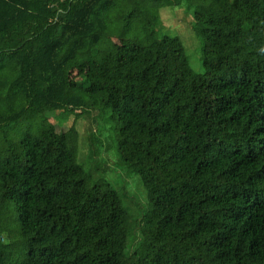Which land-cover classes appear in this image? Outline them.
<instances>
[{
    "label": "trees",
    "instance_id": "16d2710c",
    "mask_svg": "<svg viewBox=\"0 0 264 264\" xmlns=\"http://www.w3.org/2000/svg\"><path fill=\"white\" fill-rule=\"evenodd\" d=\"M174 5L202 72L159 33ZM86 112L111 125L80 158ZM4 224L0 264H264V0H0Z\"/></svg>",
    "mask_w": 264,
    "mask_h": 264
},
{
    "label": "rangeland",
    "instance_id": "374dc122",
    "mask_svg": "<svg viewBox=\"0 0 264 264\" xmlns=\"http://www.w3.org/2000/svg\"><path fill=\"white\" fill-rule=\"evenodd\" d=\"M182 6V5H181ZM160 21H161V28L163 31H160V34H168L171 36H179L182 41H186V43L189 45V47L186 45L185 41L183 42V45L185 47V52L188 56L189 64L191 68L195 72H202L203 68L200 64V47L201 43L196 47L197 42L194 40L192 33L189 31L188 26H189V21L191 20V14L185 12L184 13V7H179L178 5L174 6H163L158 9ZM158 33V34H159ZM128 40L124 38H119L117 36H107L105 38V44L109 47H114V46H119L126 44ZM200 42V41H199ZM85 68H74L71 69L70 71V78L71 79H82V76L84 74ZM81 78V79H80ZM107 115V114H106ZM97 116V115H96ZM96 116L92 112H86L80 115L79 117L70 115L67 117L63 118V121L61 123L63 128H66L70 124L73 125L78 132V156L80 158L84 157L86 155V152L88 150V146L90 145L91 140H95L97 138L102 141V145L106 147L107 144V136L105 133V130H102L100 134H98V127L103 128V126H108L111 125L110 121L108 118L104 119L99 117L96 119ZM49 121L51 123H54L55 127L58 129V124L56 123L57 121V116L56 113L51 112ZM31 122L33 121H28L24 120L18 123L17 125H14L10 128V135L12 141H17L19 138V135L25 131L27 128L32 126ZM99 123V125L97 124ZM92 141V142H93ZM101 146L102 149L104 147ZM112 152L110 150H101L100 151V157H105L106 158V166L108 165L110 168L106 170V172L102 173L104 177H106L108 180L112 181L116 177V173H114L112 170H115L116 168H113L111 170V166L113 163L114 158L112 157ZM127 179V178H125ZM129 180V179H128ZM138 177L136 175H131L130 182L128 183L127 187L125 189L128 190L129 195L132 199H130L135 206H138L137 213L139 216H142L143 211L146 207V202H144V193L140 191L138 185ZM142 187V186H141ZM119 190H123L122 186H117ZM143 189V187H142ZM145 192V191H144ZM126 200V199H125ZM131 208H133V204L129 201ZM8 214V213H7ZM1 231L7 230V226L1 225L0 226Z\"/></svg>",
    "mask_w": 264,
    "mask_h": 264
}]
</instances>
